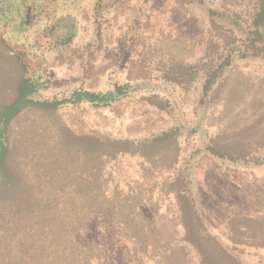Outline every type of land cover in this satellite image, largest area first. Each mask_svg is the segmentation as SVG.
I'll return each instance as SVG.
<instances>
[{
  "label": "trees",
  "instance_id": "trees-1",
  "mask_svg": "<svg viewBox=\"0 0 264 264\" xmlns=\"http://www.w3.org/2000/svg\"><path fill=\"white\" fill-rule=\"evenodd\" d=\"M123 1L0 0V264H102L106 247L91 234L104 209L124 257L146 264L172 244L152 240L156 219L145 207L161 214L170 198L175 226L199 263L231 264L197 211L195 163L188 160L198 158V175L205 159L264 164V90L240 67L264 60V0H250L248 16L213 0H175L214 28L200 57L164 31L146 58L127 55L129 30L122 25L120 50L105 65L87 64L88 83L49 92L48 55L77 48L84 34V50L98 53L105 17ZM133 96L165 115L166 127L116 137L72 126L62 112ZM214 125L218 131L210 132ZM184 141L192 151L184 152ZM123 158L138 159L139 178L116 179L109 165ZM258 201L264 205V192ZM228 224L234 245L264 247V214L234 215Z\"/></svg>",
  "mask_w": 264,
  "mask_h": 264
},
{
  "label": "rangeland",
  "instance_id": "rangeland-1",
  "mask_svg": "<svg viewBox=\"0 0 264 264\" xmlns=\"http://www.w3.org/2000/svg\"><path fill=\"white\" fill-rule=\"evenodd\" d=\"M213 1L243 16L249 15L250 0ZM113 12L105 17L103 49L98 53L92 55L93 50H84L83 43L88 39V35L84 34L77 48L67 53L48 55L49 92L88 83L91 79L85 80L87 64L105 65L112 60L120 50L124 25L125 30H129L127 55L140 54L145 58L152 50L154 38L162 31L169 33L173 39L193 46L195 58L203 54L206 39L215 34L208 19L198 10L190 4L177 5L175 0H125ZM137 29H141V33H138ZM136 37H140L138 42L134 41ZM126 59L127 57L121 61V66L127 64ZM121 66H118L120 76L124 74V67ZM240 67L264 90V60L242 61ZM106 78L107 74L103 75L100 84H104ZM190 97L188 107H191L190 103L194 101V95ZM62 112L72 126L86 130L96 128L116 137L149 134L166 127L169 121L165 115L144 104L136 96L107 108H69ZM218 127L219 125L210 127V132L218 131ZM189 142L182 143L185 153L188 148L191 151L193 149ZM197 160L196 157L188 160L195 163L190 167L195 180V204L198 213L205 220L204 226L213 237V244L227 251L228 255L223 253L221 256L231 264H264V247L234 245L228 238V220L231 216L264 214V205L258 201V197L264 192V164L244 166L213 158L205 159L202 175H198ZM109 168H113L117 180L127 182L140 177L136 158H123L116 165L110 164ZM163 202L162 198V204ZM145 210L149 216L156 219L151 233L152 240L159 243L160 247L165 246L168 241L172 244L166 246L165 254L148 260L146 264H200L194 250L184 242L182 232L178 230L181 226H175L177 215L174 212L173 199H168L160 206L161 214H156L150 206L145 207ZM109 214L105 209L98 212L91 234V237H97L106 247L107 257L102 264H138L134 259L124 257L123 250L118 247L119 244L108 230L106 224ZM156 242L155 247L158 246L155 245ZM125 244L123 247L127 248L130 243Z\"/></svg>",
  "mask_w": 264,
  "mask_h": 264
}]
</instances>
